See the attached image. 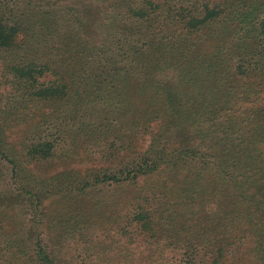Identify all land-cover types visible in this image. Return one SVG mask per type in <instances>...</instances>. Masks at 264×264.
Masks as SVG:
<instances>
[{
	"label": "trees",
	"instance_id": "obj_1",
	"mask_svg": "<svg viewBox=\"0 0 264 264\" xmlns=\"http://www.w3.org/2000/svg\"><path fill=\"white\" fill-rule=\"evenodd\" d=\"M0 264H264V0H0Z\"/></svg>",
	"mask_w": 264,
	"mask_h": 264
}]
</instances>
